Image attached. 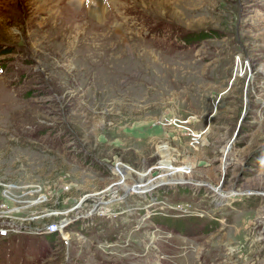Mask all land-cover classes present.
Masks as SVG:
<instances>
[{"label": "rangeland", "instance_id": "374dc122", "mask_svg": "<svg viewBox=\"0 0 264 264\" xmlns=\"http://www.w3.org/2000/svg\"><path fill=\"white\" fill-rule=\"evenodd\" d=\"M92 1L0 0V264H264V0Z\"/></svg>", "mask_w": 264, "mask_h": 264}, {"label": "built area", "instance_id": "2783aa9c", "mask_svg": "<svg viewBox=\"0 0 264 264\" xmlns=\"http://www.w3.org/2000/svg\"><path fill=\"white\" fill-rule=\"evenodd\" d=\"M69 222H52V223H49L47 222L44 226H37V227H33V229H29L31 232H33L34 234H48V235H51V234H57V236H62L63 235V230L64 228H67L69 226L68 224ZM25 230H27L26 228H24ZM10 230L12 232H19L21 231V228L20 227H17L15 226L14 224H8L7 223H3L0 222V231H3L4 233L2 234L3 236L2 237H6L7 235H9V232Z\"/></svg>", "mask_w": 264, "mask_h": 264}, {"label": "bare ground", "instance_id": "6f19581e", "mask_svg": "<svg viewBox=\"0 0 264 264\" xmlns=\"http://www.w3.org/2000/svg\"><path fill=\"white\" fill-rule=\"evenodd\" d=\"M82 1H84V3H86L88 7L90 6V10H92L95 13L100 12L103 8V4L101 5L100 3H97V2H95L97 4H92L94 2L92 0H82ZM95 1H97V0H95ZM142 195H144V194H142Z\"/></svg>", "mask_w": 264, "mask_h": 264}, {"label": "crops", "instance_id": "0c3cea01", "mask_svg": "<svg viewBox=\"0 0 264 264\" xmlns=\"http://www.w3.org/2000/svg\"><path fill=\"white\" fill-rule=\"evenodd\" d=\"M29 229H33V227H29ZM28 230V229H27ZM26 231V230H25ZM20 232V231H19ZM22 232H24V231H22ZM29 232L31 233V234H34L33 232H31L30 230H29ZM55 235H57V234H51V235H49V236H52V237H55ZM8 236V235H7Z\"/></svg>", "mask_w": 264, "mask_h": 264}, {"label": "water", "instance_id": "95a60500", "mask_svg": "<svg viewBox=\"0 0 264 264\" xmlns=\"http://www.w3.org/2000/svg\"><path fill=\"white\" fill-rule=\"evenodd\" d=\"M239 125H238V128L236 129V132L234 133V135H233V139L237 136V134H238V131H239Z\"/></svg>", "mask_w": 264, "mask_h": 264}]
</instances>
